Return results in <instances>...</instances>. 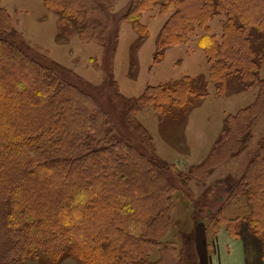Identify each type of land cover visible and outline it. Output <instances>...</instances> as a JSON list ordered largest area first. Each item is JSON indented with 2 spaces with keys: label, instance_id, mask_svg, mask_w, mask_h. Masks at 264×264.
<instances>
[{
  "label": "trees",
  "instance_id": "1",
  "mask_svg": "<svg viewBox=\"0 0 264 264\" xmlns=\"http://www.w3.org/2000/svg\"><path fill=\"white\" fill-rule=\"evenodd\" d=\"M43 1L60 9L59 29L69 37L77 34L70 29L71 16L96 13L98 18H82L84 35L87 23L94 26L107 13L101 0H73L78 9L69 12L71 0H57L58 6L55 0ZM155 7L170 14L161 36H169L172 44L206 27L200 46L212 64L213 81L240 74L264 95L259 77L264 57L255 47L256 34L264 33V0H134L125 17L136 23ZM216 17L220 29L212 32L208 22ZM59 81L0 34V264H25L29 256H65L81 264H175L170 255L149 262L154 249L177 251L173 243L161 242L173 211L170 181L159 187L165 168L114 137L107 115L100 119L86 92ZM186 91L191 90L185 80L169 81L146 88L140 99L157 105L172 98L178 104L176 97ZM143 177L157 188L142 186ZM231 194L230 202L245 199L248 213L230 219L220 208L215 224L239 238L246 223L261 240L264 255V156L252 160Z\"/></svg>",
  "mask_w": 264,
  "mask_h": 264
},
{
  "label": "rangeland",
  "instance_id": "2",
  "mask_svg": "<svg viewBox=\"0 0 264 264\" xmlns=\"http://www.w3.org/2000/svg\"><path fill=\"white\" fill-rule=\"evenodd\" d=\"M133 1L101 0L107 13L94 26L87 23L84 35L82 18H98L96 13L71 16L70 29L77 34L69 37L59 29V8H50L43 0H0V11L6 14H0V34L47 67L58 82L86 92L99 107L100 119L107 115L104 119L114 137H123L165 168L159 187L170 181L173 211L161 242L173 243L177 251L161 254L154 249L149 262L170 255L175 264H240L224 258L225 228L217 227L214 215L220 208L230 219L248 213L245 199L230 202V197L252 160L264 156V95L240 74L224 81L211 79L212 64L200 46L204 25L172 44L169 36H161L170 14L155 7L133 23L125 17ZM77 6L73 2L68 12ZM219 20L208 22L212 32L220 29ZM92 32L105 37H89ZM255 47L264 57V33L256 34ZM259 77L264 79V62ZM177 80H185L191 90L175 96L178 104L172 98L157 105L140 99L146 88ZM232 129L236 131L230 133ZM150 182L141 179L142 186L156 189ZM240 230L249 264H264L261 240L246 223ZM25 264L81 263L65 256L57 260L29 256Z\"/></svg>",
  "mask_w": 264,
  "mask_h": 264
},
{
  "label": "crops",
  "instance_id": "3",
  "mask_svg": "<svg viewBox=\"0 0 264 264\" xmlns=\"http://www.w3.org/2000/svg\"><path fill=\"white\" fill-rule=\"evenodd\" d=\"M223 235L225 241L223 246L224 258L227 260H238L240 264H249V254L247 250L248 247L245 239L243 237H232L225 229L223 231ZM225 264H232V262Z\"/></svg>",
  "mask_w": 264,
  "mask_h": 264
}]
</instances>
